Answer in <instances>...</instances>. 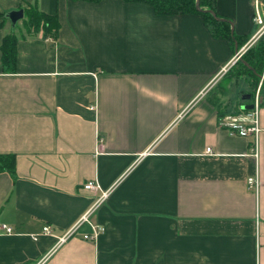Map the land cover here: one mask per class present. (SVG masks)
I'll return each mask as SVG.
<instances>
[{"label":"crops","instance_id":"1","mask_svg":"<svg viewBox=\"0 0 264 264\" xmlns=\"http://www.w3.org/2000/svg\"><path fill=\"white\" fill-rule=\"evenodd\" d=\"M27 2L60 26L56 37L16 27L14 71L0 52V153L15 156L14 177L0 170V264L49 252L95 198L89 179L115 183L91 215L104 231L89 241L83 224L42 264H264V101L257 156L217 123L252 103L248 80L227 76L235 44L200 13L142 1L0 0V12ZM215 11L253 34L254 0H215Z\"/></svg>","mask_w":264,"mask_h":264},{"label":"trees","instance_id":"2","mask_svg":"<svg viewBox=\"0 0 264 264\" xmlns=\"http://www.w3.org/2000/svg\"><path fill=\"white\" fill-rule=\"evenodd\" d=\"M126 1H142L149 3L153 7V10L159 14L200 13L204 17L205 23L211 28V31L215 36L224 37L233 43V45L236 42L238 48L249 38V36H239L236 34L231 27L230 21L215 11V0ZM23 10L24 16L21 18L23 30H21L22 28L16 23L3 35L0 43L1 63L3 69L7 71H14L16 66V44L19 37L17 32L14 30L16 27L20 29L18 30L19 33L22 31L32 33L42 30L44 35H52L56 37L58 34L60 22L56 13L44 11L34 2H27V4L23 6ZM7 19L8 18L5 16V12H0V27L3 26ZM235 65H237L238 71H231L230 73H235L237 76H246L248 77L247 80L249 84L252 87L256 86L264 69V33L241 54V56L232 64L230 68H233ZM230 73H228V75ZM260 88L264 90V74L261 79ZM249 94L252 99L254 93L249 92ZM0 170H6L13 177L15 176L14 154L0 153Z\"/></svg>","mask_w":264,"mask_h":264},{"label":"built area","instance_id":"3","mask_svg":"<svg viewBox=\"0 0 264 264\" xmlns=\"http://www.w3.org/2000/svg\"><path fill=\"white\" fill-rule=\"evenodd\" d=\"M262 5L264 6V0H254L253 21L255 23L256 29L248 39V41L239 48L238 52L234 54V56L230 60L231 63H234L239 58V56L264 33V15L261 11ZM226 69V66L222 68V70L224 71ZM258 90L252 99L253 107L244 110L223 112L218 114L217 117V123L220 127L226 128L231 134L250 138V151L254 156H257V140L259 131L261 130L258 119V105L260 101ZM101 144L102 138L99 137L97 151L101 150ZM206 151L212 153L210 147H207ZM146 152L147 150L143 151L140 155H144ZM246 182L247 188L253 191H256L258 189L259 180L256 174L249 175L246 179ZM114 184L115 183L105 188L102 187L96 179H89L82 184L83 188L93 190L96 193L95 198L86 208V210L81 213L71 225L64 228L61 233L54 234L49 224L42 225L39 233L54 234L56 237V241L50 251L42 256L35 264L44 263V261H46L47 258H49V256L52 255L56 249H58L70 237L77 234L79 228L83 224H88L90 227V231L82 232L81 236L83 239L93 241L101 232L104 231V226L100 223L94 222L91 219V215L96 210V208L107 198V196L113 189ZM1 228L4 229V231L7 233L12 231V228L5 223L1 224ZM39 233H33L32 235L36 238L37 234Z\"/></svg>","mask_w":264,"mask_h":264},{"label":"rangeland","instance_id":"4","mask_svg":"<svg viewBox=\"0 0 264 264\" xmlns=\"http://www.w3.org/2000/svg\"><path fill=\"white\" fill-rule=\"evenodd\" d=\"M264 7L263 6H261V11H262V14L264 15V9H263ZM18 26L19 27H21L22 29H23V26H22V21H21V19L20 20H18ZM255 29H256V26H255ZM255 31V30H254ZM233 64V63H232ZM232 64H231V66H232ZM230 68V67H229ZM228 68V73H230L231 71H238V69H237V65H235L233 68H230L229 69ZM230 70V71H229ZM228 73H227V75H228ZM262 74H264V69H263V72H262ZM240 77H242L241 79H239V86H240V88L239 89H241V87L242 88H246L247 87V78L248 77H246V76H240ZM246 78V79H245ZM261 79L262 78H260V80L257 82V84H256V86H254V87H252L250 84H249V87H248V89L247 90H245V92H253L254 94H253V97L255 96V94H256V92H257V90H258V88H259V90H258V94H259V99L261 100V101H264V90H262L261 88H260V85H261ZM255 88V89H254ZM240 91V90H239ZM251 99V98H250ZM253 99V98H252ZM260 101V102H261Z\"/></svg>","mask_w":264,"mask_h":264},{"label":"water","instance_id":"5","mask_svg":"<svg viewBox=\"0 0 264 264\" xmlns=\"http://www.w3.org/2000/svg\"><path fill=\"white\" fill-rule=\"evenodd\" d=\"M212 13L214 14L213 11H212ZM5 16L11 21L12 26H14L16 24V22L24 16V10H23V8L11 9L5 13ZM235 49H236V52H238L239 48H238L237 43H235ZM260 77L263 78V74H261ZM241 97L244 100H247L250 98V94L245 93ZM251 107H253V103H247V104L243 105V108H251Z\"/></svg>","mask_w":264,"mask_h":264}]
</instances>
